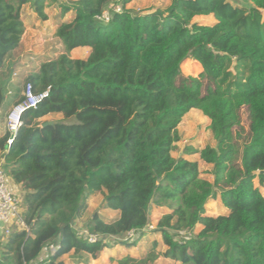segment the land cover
<instances>
[{
    "label": "trees",
    "instance_id": "obj_1",
    "mask_svg": "<svg viewBox=\"0 0 264 264\" xmlns=\"http://www.w3.org/2000/svg\"><path fill=\"white\" fill-rule=\"evenodd\" d=\"M132 1L0 0V68L20 45L25 4L40 21L48 19L46 6L60 7L54 37L62 45L23 79L47 96L22 113L10 144L8 132L0 136L1 166L24 191L27 226L7 235L0 264H65L61 257L72 250L95 258L109 243L88 242L76 230L82 227L102 237L137 231L132 241L115 240L132 248L152 206L166 208L151 230L164 249L153 241L118 264H155L159 256L176 264H264V196L254 184H264V0H171L153 12H135ZM105 9L110 17L101 22ZM209 15L211 22L194 20ZM78 47L88 48L85 57L70 56ZM186 60L200 64L197 76L182 74ZM191 109L209 119L215 144L186 146L174 157L177 127ZM52 113L63 118L35 124ZM70 117L76 122H63ZM191 154L211 166V179ZM96 192L117 216L93 212L77 226ZM216 197L224 211L209 215ZM50 245L53 253L37 261Z\"/></svg>",
    "mask_w": 264,
    "mask_h": 264
},
{
    "label": "rangeland",
    "instance_id": "obj_2",
    "mask_svg": "<svg viewBox=\"0 0 264 264\" xmlns=\"http://www.w3.org/2000/svg\"><path fill=\"white\" fill-rule=\"evenodd\" d=\"M68 0H56V3H66ZM171 0H134L130 3L129 8L134 10L135 12H153L156 9L164 10L170 4ZM233 4L247 6L249 4V0H230ZM25 4L22 6L23 10H21V17L24 21V32L22 34V43L20 44L18 51L15 52L10 57V66L13 67L14 70L18 73V79L10 84L8 89L11 91V96L15 98V96H21L22 88L21 82L24 79V75L26 72L33 70L38 67L41 61L46 60L47 58H52L62 52V48L59 45L58 40L54 37V29L56 27L57 15L59 13L60 7L57 5H53L52 7L46 6V11L48 12V19L45 21H40L36 18L34 14L29 12ZM264 13V12H263ZM72 13H67L64 19H71ZM194 20L199 21L200 23H208L211 22L212 16H197L194 17ZM87 54L86 48H78L73 50L70 53V56L73 58L85 57ZM201 71V66L198 62L194 60H186L181 64V72L183 75H191L197 76ZM10 104H8L4 109L0 111V124L2 125L4 122V117L6 116V112L9 108ZM243 132L242 136L246 133V119H245V111L243 109L240 110ZM63 118L61 113H53L49 114L45 117H42L35 122V124H41L45 121L58 120ZM63 122L67 124H71L76 122L74 117L64 118ZM209 119L203 115L199 110L191 109L189 110L182 118L181 122L177 127L178 140L174 144V148L172 150V156L178 157V155L184 153V148L186 146L201 149L206 145L214 146L215 141L213 140L209 130H208ZM239 139V143L242 142L243 138ZM241 147V146H240ZM189 159L197 160L198 166L201 174L211 179V174L209 170L211 166L201 161L197 154L186 155ZM254 184L260 188L262 195L264 196V184L258 185L257 179L254 180ZM88 208L85 214L82 216L79 221L84 224L88 217L93 212H98L103 218L106 220H111L115 218L118 214L116 211L109 210L107 208H103V195L101 192L92 193L91 196L87 200ZM166 211V208H155L152 206L150 210V219H151V229H147L142 237L139 239L137 245L130 249H125L122 244L116 243L115 240L111 239L109 241V245L106 251L107 254L103 255L104 259L112 260V258L123 256V254L129 253V255L133 257H140L145 254L151 247L152 242L156 241L157 244L164 249L162 245V241L160 235L151 232L156 224L157 220L161 217V215ZM224 208L220 202L219 197L214 199H210L207 203V214L209 215H218L223 213ZM183 236H188L187 233L182 234ZM110 256V257H109ZM119 260V259H118ZM117 260V261H118ZM110 264H118V262H110ZM155 264H176L173 261L165 259L159 256L156 259Z\"/></svg>",
    "mask_w": 264,
    "mask_h": 264
},
{
    "label": "built area",
    "instance_id": "obj_3",
    "mask_svg": "<svg viewBox=\"0 0 264 264\" xmlns=\"http://www.w3.org/2000/svg\"><path fill=\"white\" fill-rule=\"evenodd\" d=\"M109 8H114L116 11L121 9L119 4H109ZM110 13L108 9H105L96 18L101 22H107L109 20ZM15 75V74H14ZM9 93V91H8ZM22 96L23 99L19 102L13 103L9 108L5 116V131L9 133V138L7 139V144H10L13 137L15 136L18 128L21 125V115L22 113L29 109L35 108L36 105L47 96V90L34 93L31 88V84L26 82L22 85ZM0 223L4 227V234L8 235L13 229L17 230H27V226L23 220L22 209H21V199L10 189L8 184L7 176L1 166L0 162ZM151 223L143 229H151ZM77 232L85 237L88 242H96L98 240H103L105 242L113 240L121 241H132L137 236V231L130 230L123 234L122 236H106L102 237L97 233H91L85 228H76ZM189 234V233H187Z\"/></svg>",
    "mask_w": 264,
    "mask_h": 264
},
{
    "label": "crops",
    "instance_id": "obj_4",
    "mask_svg": "<svg viewBox=\"0 0 264 264\" xmlns=\"http://www.w3.org/2000/svg\"><path fill=\"white\" fill-rule=\"evenodd\" d=\"M28 9H29V12L31 14H34L29 7H28ZM21 10H23V8ZM59 11H60V9H59ZM211 21H213V17H212V20ZM56 26H57V24H56ZM21 43H22V37H21L20 44ZM59 45L62 48V45L60 43H59ZM18 48L15 49L13 52H11L8 55V57L6 58V60L4 62V65L2 66V68H0V90L3 93V100H2V102L0 104V111L2 109H4L8 104H10V106H9V108H10L13 105V103H14V101L16 99L13 96L10 97L9 94H11V91L8 89V87L10 86L11 83H13L15 80L18 79V73L16 72V70L13 69V67L11 68L9 60H10V57L15 52L18 51ZM78 48H75L73 50H76ZM80 48H86V47H80ZM86 50L88 51V48H86ZM36 68H34V69H36ZM27 73L28 72H26L25 75ZM20 84L22 86L23 80H22V82ZM8 91H9V93H8ZM9 108H8V110H9ZM4 121H5V117H4ZM51 121H53V120H51ZM4 132H5V124L3 122L2 125L0 124V136L3 135ZM7 179H8V184H9L10 189L20 198L21 195L24 193V191L22 190L20 184L14 183L9 177H7ZM80 225H82V223L79 221L77 223V226H80ZM6 238H7V235L4 234V227L0 223V248H1V245L3 244V242L6 240ZM108 246H110V245H108ZM107 247L103 248L98 253V255L95 258L91 257L90 255H88V254H86L84 252H78V253H76V252H74L72 250L69 253L63 255L61 257V259L64 261L65 264H110V262H112V261H114L116 263L117 260L120 259L122 256L112 258V260H106V259H104L103 255H106L107 254V252H106L108 250ZM123 247L125 248V246H123ZM125 249L127 250V249H130V248H125ZM54 250H55V247L53 245H50V246L44 248L41 251L40 255L38 256V260L37 261L47 260L48 257H49V255H51ZM126 254H129V253H126ZM123 255H125V254H123Z\"/></svg>",
    "mask_w": 264,
    "mask_h": 264
},
{
    "label": "water",
    "instance_id": "obj_5",
    "mask_svg": "<svg viewBox=\"0 0 264 264\" xmlns=\"http://www.w3.org/2000/svg\"><path fill=\"white\" fill-rule=\"evenodd\" d=\"M53 124V121H45L42 123V126Z\"/></svg>",
    "mask_w": 264,
    "mask_h": 264
}]
</instances>
